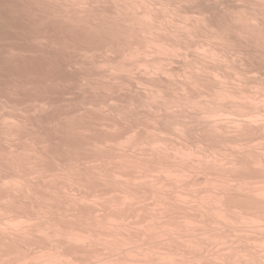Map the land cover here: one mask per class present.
<instances>
[{"label": "clouds", "instance_id": "9594fccd", "mask_svg": "<svg viewBox=\"0 0 264 264\" xmlns=\"http://www.w3.org/2000/svg\"><path fill=\"white\" fill-rule=\"evenodd\" d=\"M0 264H264V0H0Z\"/></svg>", "mask_w": 264, "mask_h": 264}]
</instances>
